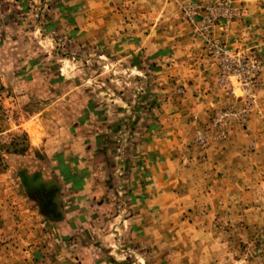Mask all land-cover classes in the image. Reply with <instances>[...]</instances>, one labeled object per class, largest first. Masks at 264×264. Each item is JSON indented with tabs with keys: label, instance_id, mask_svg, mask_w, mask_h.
I'll return each instance as SVG.
<instances>
[{
	"label": "rangeland",
	"instance_id": "374dc122",
	"mask_svg": "<svg viewBox=\"0 0 264 264\" xmlns=\"http://www.w3.org/2000/svg\"><path fill=\"white\" fill-rule=\"evenodd\" d=\"M33 1L31 10L0 17V264H264L262 207L246 212L233 206L229 175L239 153L251 149L247 135L260 138L258 150L264 149V62L216 35L239 18L236 10L221 14L204 34L198 26L205 10H197L193 24L183 9L211 0H168L166 10L137 0L128 17L140 14L169 28L175 51L182 49L178 64H168L173 78L156 84L133 72L157 73L165 63L129 59L133 51L122 47L123 31L102 30L119 26L124 16H95L86 37L81 14L48 10L54 0ZM219 48L257 60L261 71L248 86L222 79ZM165 88L169 96L155 102ZM93 115L108 120L114 136L108 154L117 174L106 182L116 188L108 198L115 215L87 226L66 222L65 189L81 188L87 175L71 169L75 163L62 149L73 142L74 125ZM256 119L262 126L250 128ZM150 130L167 139L158 152L172 154L174 205L147 237L125 221L140 197L133 157Z\"/></svg>",
	"mask_w": 264,
	"mask_h": 264
},
{
	"label": "crops",
	"instance_id": "0c3cea01",
	"mask_svg": "<svg viewBox=\"0 0 264 264\" xmlns=\"http://www.w3.org/2000/svg\"><path fill=\"white\" fill-rule=\"evenodd\" d=\"M48 1L45 2L48 3ZM54 1L53 5H50L53 8L48 9V6L45 9L73 10L76 16L81 14V18L85 20L86 24L82 30L85 32L86 37L94 32L93 29L96 25L93 21L95 16L104 17L107 15L109 21L118 15L120 17L124 16L123 19L118 20L120 22L119 26L112 27V24L111 27L102 30H107V32H111L110 30L123 31L122 47L133 51L127 56L129 59L136 62L137 58L142 56V63L147 61L149 64H155L162 61L165 63L166 68V71L155 73V71L147 72L145 69L140 71L135 67L136 70L133 73L137 76L144 73L142 77L147 76L150 80H155L152 83L156 84L161 79L165 78L168 81L173 78V73L170 77L169 71L175 69L174 67L178 64L182 49L180 50L178 47L175 51L176 43L169 28L165 27V30L163 27L157 28V24L152 25L148 21H143L141 18L143 16L140 14H133V18L128 17L129 12L137 8L138 4H134L137 0H132V2H129V0ZM151 1L155 2L154 7H151L152 10L154 8L160 10L161 6L166 10L171 5L167 3L168 0ZM33 2V0H0V17L7 16V13L11 14V10H31ZM39 5H41L40 2ZM234 9L239 18L232 21L233 24L230 27H228L229 25L226 26L224 30L219 31L216 35L225 39L230 45L245 47L264 62V0H236ZM152 31H156V33ZM245 36H248L249 39L246 40ZM125 60L124 55L119 59V61ZM168 64L174 67L168 70ZM158 75L160 76L158 77ZM261 78L264 84V74ZM167 81L166 86L169 83ZM189 85L191 86V83ZM165 89H161L159 94L152 98L156 99L164 96V98H167L170 92L167 88ZM183 92L184 96L187 95L188 89L185 88ZM177 93L179 94L178 90ZM262 93L264 100V85L262 86ZM172 104L170 109H174V106H176L174 101ZM169 106L170 104L166 107ZM262 107L264 111V101H262ZM88 118H83V123L79 122L74 125L76 133L72 135L73 142L62 150L75 163L71 169L77 171L78 174L84 172L87 175V179L81 188L68 187L65 189L67 199L64 206L68 210L66 222L72 224L85 222L87 226H91L92 223L106 222V217L114 214L112 213L115 210L113 201L112 199L108 200V198L111 197L116 188L106 181L111 179V175L114 177L117 171L111 167L114 157L108 154L113 145L112 139H114V136L109 134L110 127L108 126L110 122L104 119H96L94 115ZM249 123H252L250 128H254V125H259V123L261 125L260 119H256L255 122L250 120ZM148 124V127H154L152 123L149 122ZM111 133H115L114 129ZM247 136L251 142L250 144L255 148L251 146V149L239 153L240 155L236 154L239 155L237 156L238 161L235 162V166L233 164L229 171L231 190L233 196H235L233 206L244 207L246 212L253 211L255 207H262V221H264V149L258 150V147H261L260 138L255 137L253 133ZM144 138L133 157V162H135L133 171L141 176V180L137 182L138 185L135 186L134 191L135 196L139 195L140 197L136 198L132 204V218L125 222H129L134 234L145 232L148 234L147 237H152L155 236L154 234L158 231L160 225L169 219L170 208L174 205L172 192L174 168L171 164L172 154L169 150L166 148L158 152L159 149L157 148L159 141L166 143L167 139L157 138V134L151 130ZM260 159L263 160L262 163L259 162ZM125 226L127 227L124 224L123 227Z\"/></svg>",
	"mask_w": 264,
	"mask_h": 264
},
{
	"label": "built area",
	"instance_id": "2783aa9c",
	"mask_svg": "<svg viewBox=\"0 0 264 264\" xmlns=\"http://www.w3.org/2000/svg\"><path fill=\"white\" fill-rule=\"evenodd\" d=\"M235 0H211L205 5H187L183 10H186V16L195 24V17L197 10H205L203 22L198 26V29L204 33L209 34L213 27V22L218 19L221 14L226 15L234 9ZM215 57L221 68V78L235 77L238 82L249 85L252 77L254 78L258 72L261 71L260 63L246 56H232L228 50L219 48L215 51Z\"/></svg>",
	"mask_w": 264,
	"mask_h": 264
}]
</instances>
